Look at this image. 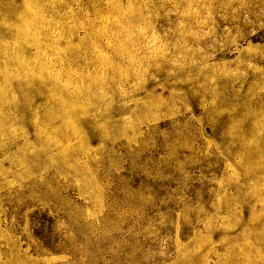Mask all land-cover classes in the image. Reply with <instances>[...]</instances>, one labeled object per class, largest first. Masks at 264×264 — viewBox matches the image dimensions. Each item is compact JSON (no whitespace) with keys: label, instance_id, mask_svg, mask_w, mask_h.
<instances>
[{"label":"rangeland","instance_id":"obj_1","mask_svg":"<svg viewBox=\"0 0 264 264\" xmlns=\"http://www.w3.org/2000/svg\"><path fill=\"white\" fill-rule=\"evenodd\" d=\"M0 264H264V0H0Z\"/></svg>","mask_w":264,"mask_h":264}]
</instances>
